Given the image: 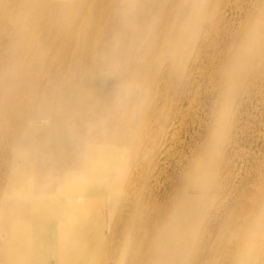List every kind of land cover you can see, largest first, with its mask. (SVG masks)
<instances>
[{"label": "bare ground", "instance_id": "6f19581e", "mask_svg": "<svg viewBox=\"0 0 264 264\" xmlns=\"http://www.w3.org/2000/svg\"><path fill=\"white\" fill-rule=\"evenodd\" d=\"M3 43L0 264H264V0H0Z\"/></svg>", "mask_w": 264, "mask_h": 264}, {"label": "rangeland", "instance_id": "374dc122", "mask_svg": "<svg viewBox=\"0 0 264 264\" xmlns=\"http://www.w3.org/2000/svg\"><path fill=\"white\" fill-rule=\"evenodd\" d=\"M4 48H6V45H5V43H3L1 46H0V52H1V54L3 53H5V50L6 49H4ZM193 110H189V111H187V113H186V117H192V115H193V112H192ZM183 139H182V137H181V141H182ZM174 150V149H173ZM178 151V150H177ZM171 160H174L173 158L171 159ZM249 165V164H248ZM247 165V167H246V169H245V171H246V174H247V170H248V172L250 171V167ZM167 167H169V165H167ZM170 173H172L171 172V170L170 169H168L167 170V172L164 174V175H162V176H160V179H159V188H161V190L162 189H166L167 188V185H166V183H165V181L168 179V177H169V175H170ZM240 175H241V173H240ZM149 186H153V183L152 182H150L149 183ZM148 186V187H149ZM107 235H110V233H109V231H107L106 232V234H105V236H107ZM114 242H120L119 241V239H116V241H114ZM218 264V263H217Z\"/></svg>", "mask_w": 264, "mask_h": 264}]
</instances>
